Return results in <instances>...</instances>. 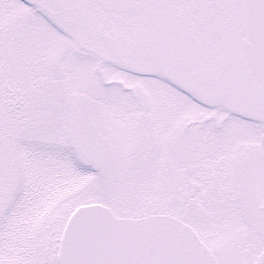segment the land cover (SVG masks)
<instances>
[{"label": "snow or ice", "instance_id": "6c2138e0", "mask_svg": "<svg viewBox=\"0 0 264 264\" xmlns=\"http://www.w3.org/2000/svg\"><path fill=\"white\" fill-rule=\"evenodd\" d=\"M0 264H264V0H0Z\"/></svg>", "mask_w": 264, "mask_h": 264}]
</instances>
